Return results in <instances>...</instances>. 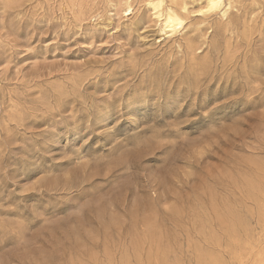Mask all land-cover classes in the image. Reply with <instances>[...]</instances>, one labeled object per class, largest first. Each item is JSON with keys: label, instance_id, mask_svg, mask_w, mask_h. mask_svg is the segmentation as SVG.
Listing matches in <instances>:
<instances>
[{"label": "rangeland", "instance_id": "1", "mask_svg": "<svg viewBox=\"0 0 264 264\" xmlns=\"http://www.w3.org/2000/svg\"><path fill=\"white\" fill-rule=\"evenodd\" d=\"M159 1L0 0V264H264V0Z\"/></svg>", "mask_w": 264, "mask_h": 264}, {"label": "bare ground", "instance_id": "2", "mask_svg": "<svg viewBox=\"0 0 264 264\" xmlns=\"http://www.w3.org/2000/svg\"><path fill=\"white\" fill-rule=\"evenodd\" d=\"M203 1L206 3V10L204 12L207 13L222 12L221 15L223 16L224 13H226L229 9L230 0ZM162 4L163 0H160L159 2H149L148 6L153 11L155 19L160 23L161 32L164 34V36H166V38H171L176 35L179 30L181 31V29L183 28L184 20L171 7L162 8ZM183 10L186 11V7H184ZM130 11L131 7L127 5L125 7V12L129 13Z\"/></svg>", "mask_w": 264, "mask_h": 264}]
</instances>
